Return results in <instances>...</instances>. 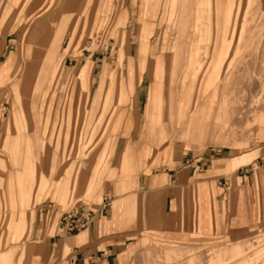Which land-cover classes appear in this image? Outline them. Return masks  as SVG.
Returning a JSON list of instances; mask_svg holds the SVG:
<instances>
[{
    "label": "rangeland",
    "instance_id": "1",
    "mask_svg": "<svg viewBox=\"0 0 264 264\" xmlns=\"http://www.w3.org/2000/svg\"><path fill=\"white\" fill-rule=\"evenodd\" d=\"M123 5L124 0H83L84 18L81 16L75 18L67 38L60 43V48L52 59L48 42L35 41L34 37H27L26 31L28 23L36 16L49 18L53 12L57 11L60 0H0V27L6 21L24 24L20 37L13 35L16 40L8 42L9 47L4 52V59L7 54L12 55L13 59L8 57L0 68V85L2 86L0 98L8 101V104L1 105L0 113V118L3 119L0 136V218L2 216L0 248L11 246V242L22 235L26 222L24 219L18 222V217L24 215L26 209L23 206L28 205L27 207L32 209L35 204L42 202L49 195L50 188L55 189L60 182L56 180H64L59 183L61 187L71 172L66 199L58 200V204L66 207L82 196L76 189V181L74 182L76 173L79 175L82 170L89 169L95 161L97 162L95 171L100 172L106 158L108 144L110 145L112 141L111 125L119 108L118 88L125 79L127 67L129 68L128 63L131 59L129 55L133 52L137 55L139 48L140 26L120 23L124 17V14L120 15ZM90 7H93V12L96 13L92 29L89 23ZM198 12L203 16L204 11ZM155 14L154 9L146 11L147 17L155 18ZM180 14L182 17V11ZM210 17L217 19L216 25L201 27L204 29L202 31L204 40H208L210 32L222 34L223 27L227 25H229L228 32L225 34L227 36L232 34L233 38L236 33L240 39L242 32L244 37L251 36L247 38L243 46L241 43L244 41L238 43L235 50L237 55L234 58V64L238 65L234 67L233 64L228 68L229 61L232 59L227 57L216 78L207 73L210 60H213L211 57L204 60L196 59L198 62L193 64L191 54L193 42L176 41L179 37H186L187 31L183 33L185 27L155 26L153 37L146 43L150 46L146 65L153 76L151 80L156 84L159 83V92L161 88L163 90L160 75V66L161 63L163 64L164 82L168 86L166 98L170 101L171 114L173 115L172 101L174 102L171 87L176 83L178 69L181 73L183 72L184 81L188 76H192L188 79L191 96L195 89L198 92L197 98L200 99L208 94L210 88L215 87L211 100V103L215 105L210 111V116H207V107L204 103L198 108L192 121L184 128L179 129L180 127L170 122L169 136L144 139V141H155L157 144L167 140L184 144L186 148H194L197 153H202L209 146H232L240 150H248L250 145L255 144V146L263 147L264 154V142H261L264 138V64H262L264 63L262 62L264 61V0H212ZM66 18L64 17L65 22H67ZM232 18L235 19L236 24H232ZM53 19L57 22L58 17ZM179 20L177 19V22ZM223 21L225 25H222ZM187 29L189 30L190 27L187 26ZM204 40L195 43L200 52L202 51L199 46ZM174 43L177 45L176 49L171 46ZM217 43L215 42L211 53L206 52L207 55L217 52ZM224 43L227 42L221 44ZM174 50L178 51L176 58ZM187 53L191 56L187 59L182 58ZM39 54L42 56H38ZM90 54L93 56L90 57ZM135 61L139 62L138 56L135 57ZM203 64L205 67L202 69ZM11 66L13 69L8 73ZM104 67H107V74H103ZM200 70L204 71L203 75L202 71L198 74ZM225 74L230 77V83L226 87L222 85ZM8 75L9 78L6 80ZM41 75L45 77L43 80H40ZM246 76H249L248 79ZM38 81H41L42 87L34 89ZM251 84L253 85L250 87ZM98 92L100 94L97 96ZM124 94L122 89L120 101L125 100ZM108 96L111 97L109 102ZM91 97H94L92 107L88 105ZM105 98H107L106 103ZM185 101L184 97L182 110L185 108ZM9 103L12 106H9ZM234 107H239L238 120L228 118L226 114L228 108ZM14 113L18 115V120L16 119V126L12 123L11 132L13 135H19L22 132L25 146L21 153L17 152L19 149L17 143L15 153L14 148L3 144L6 136L5 125ZM163 113L164 99L162 107L158 106L159 119ZM13 154H18V157L21 154V161L14 160ZM255 155V153L245 152L232 161V167L248 163ZM27 157L31 158L30 162L32 158H35L31 165L36 167V181L31 196L24 201L19 191L18 174L25 171ZM93 184V181L89 184V194L94 189ZM11 186L15 192L11 190ZM35 191L36 194H34ZM83 198L91 200L92 195H85ZM98 200L101 201V197ZM11 220L18 225L19 233H9L12 229L9 226ZM14 229L16 228H13V231ZM235 246L241 248L248 246V248L234 259L224 254L225 248L232 250ZM167 251L171 252L172 256H168ZM263 253L264 222H261L249 233L240 236L238 240L215 239L206 243L182 245L144 237L138 240L132 264H231V262L232 264H259V260L264 258ZM259 254L261 258L257 259ZM225 257L228 259L220 263ZM256 260H258L257 263H255Z\"/></svg>",
    "mask_w": 264,
    "mask_h": 264
},
{
    "label": "crops",
    "instance_id": "2",
    "mask_svg": "<svg viewBox=\"0 0 264 264\" xmlns=\"http://www.w3.org/2000/svg\"><path fill=\"white\" fill-rule=\"evenodd\" d=\"M211 2L212 0H124L120 12L124 17L120 23L140 26L139 48L137 55L134 52L129 55V68L127 67L125 79L118 88L119 108L112 121V141L108 144L104 164L99 173L95 171L96 161L89 169L82 170L79 175L76 173L74 182L76 181V189L82 196L73 204L66 207L58 204L60 199L55 195L54 188H50L49 195L32 209L28 205L23 206L26 210L23 216L18 217V222L24 219L26 227L22 235L11 242V246L0 248V264H132L138 240L144 237L182 245L206 243L215 239L238 240L264 222L262 146L252 144L248 150L232 146H209L202 153H197L194 148H186L184 144L167 140L157 143L158 145L155 141H144L169 136L170 122L180 127L179 129L184 128L204 103L207 116L211 115L210 111L215 105L211 103L215 87L210 88L211 92L200 99L197 98L198 92L195 89L191 96L188 79L192 76L184 81L183 72L179 69L176 83L171 87L174 100L173 115L171 114L170 101L166 98L168 86L164 82V67L161 63L163 90L161 88L159 94L164 92V113L159 119L155 106L161 107L163 100L160 98L155 104L153 99L158 92L159 83L151 80L153 76L146 65L150 47L146 43L153 37L155 26L159 25L185 27L183 33L187 31L186 37H179L176 41L193 42V64L198 62L196 59L211 57L206 52L214 50L215 42H232L228 58L233 56L238 43L242 41L237 34L232 38V34L223 36L210 32L208 40L202 38L204 29L201 27L216 25L217 19L210 17ZM83 7V0H60L59 8L49 18L38 15L28 23L27 37L48 42V50L52 51L50 56L54 59L75 18H84ZM90 8L89 23L92 29L96 13L93 12V7ZM148 9L156 10L155 18L146 16ZM198 11L206 13L203 12L201 16ZM56 16L57 22L53 19ZM64 17H67V22ZM177 19L181 20L177 22ZM234 21L232 18V24H236ZM222 25H225L224 21ZM187 26L190 27L189 30ZM23 29V23L16 24L12 21H6L0 27V68L8 57L13 59L8 52L4 59V52L9 47L8 42L16 40L13 35L20 37ZM201 40H204L199 46L202 52L195 44ZM13 48L12 44V52ZM136 56L139 57V62L135 61ZM188 56L191 55L187 53L182 58L187 59ZM204 67L203 64L202 69ZM107 71V67H104L103 74H107ZM202 72L203 75L204 71ZM44 78L41 75L40 80ZM41 87V81H38L34 89ZM122 89L125 92L124 101L119 100ZM99 94L98 92L97 96ZM184 97L185 108L182 110ZM110 99L108 96V102ZM89 102L88 105L92 107L94 97ZM4 103L8 104V101L0 98V113ZM9 106L12 104L9 103ZM2 122L3 119L0 118V136ZM257 132L259 134V125ZM261 142H264V138ZM245 152L256 155L248 163L232 167V161ZM34 160L32 158V164ZM30 170L36 171V167L31 165ZM91 181L94 189L89 194ZM78 183L81 186H77ZM85 195H92V199H84ZM99 197L101 201L98 200ZM23 200L26 201V197ZM106 202L108 205L104 206ZM83 204L94 211L91 224L74 233H63L60 227L63 211ZM1 221L2 216L0 226ZM11 228L10 234L19 233V227L13 220ZM13 228L16 229L13 231ZM1 254H6L7 257Z\"/></svg>",
    "mask_w": 264,
    "mask_h": 264
},
{
    "label": "bare ground",
    "instance_id": "3",
    "mask_svg": "<svg viewBox=\"0 0 264 264\" xmlns=\"http://www.w3.org/2000/svg\"><path fill=\"white\" fill-rule=\"evenodd\" d=\"M151 15H153V13H151ZM154 16V15H153ZM228 28H229V25H227V27H223V30H222V35L224 36L227 32H228ZM252 29V28H251ZM234 34H236V33H234ZM238 35V34H237ZM248 37H246V35H245V37H244V32H242L241 33V40L242 41H244V43H241V45L243 46V44H245V41L247 40V38H250L249 37V35H247ZM222 44H221V42L219 43H217V52H214L213 54H212V56H211V59H213V60H210V68L207 70V73L208 74H210V75H212V76H214V77H216L217 78V75H218V73L220 72V68L222 67V65H223V62H224V59H226L227 57H228V55H229V50H230V48H231V45H232V42H227V43H224L223 44V46H221ZM171 46H173V49H176L177 48V45H176V43H174L173 45H171ZM179 46V45H178ZM221 48V49H220ZM264 48V47H263ZM264 50V49H263ZM249 51V50H248ZM257 51H259V50H257ZM174 52H175V58H176V56L178 55V51L177 50H174ZM257 53V52H256ZM238 54H240V53H238ZM263 54V53H262ZM237 55V53L235 52L234 54H233V56H230L231 57V59L232 60H230L229 61V67L228 68H230L234 63H235V61H234V58H235V56ZM248 55H250V54H248ZM143 56V55H142ZM241 57V56H240ZM243 57V56H242ZM245 57H247L246 55H245ZM216 59H218L217 60V62H216ZM240 59V58H239ZM226 61V60H225ZM239 61V60H238ZM262 62H264V61H262ZM262 64H264V63H262ZM238 64L236 63V64H234V67L235 66H237ZM261 65V64H260ZM233 67V68H234ZM11 68H12V66H11ZM11 68H10V70H11ZM58 68V67H57ZM236 68H238V67H236ZM223 69V68H222ZM10 70H9V72H10ZM56 71V70H55ZM163 75H164V73H163ZM226 76L224 77V79H223V81H222V85L223 86H227L228 85V83H230V77H228V75L227 74H225ZM233 76V75H232ZM252 76V75H251ZM213 77V78H214ZM247 77V76H246ZM249 77V76H248ZM248 77H247V79H248ZM256 77V76H255ZM9 78V75L7 76V78H6V80ZM243 77L241 76V80H243L242 79ZM254 78V77H253ZM249 79H251V78H249ZM260 79V78H259ZM261 80V79H260ZM259 80V81H260ZM250 81H252V80H250ZM241 82V81H240ZM261 82H263V80L261 81ZM242 83H243V81H242ZM247 83H249V82H247ZM54 85V84H53ZM249 85V84H248ZM253 84H251L250 85V87L252 86ZM257 86V85H256ZM260 87V86H259ZM163 94H164V92H163ZM163 94L161 93V95L159 94V92L157 93V94H155L154 95V102H155V104H156V102L160 99V98H162V100H163ZM260 98V97H259ZM159 103V102H158ZM172 103H173V101H172ZM172 105V104H171ZM252 106V105H251ZM162 107V106H161ZM233 107V106H232ZM258 107V106H257ZM155 108H156V113H158V106L156 105L155 106ZM239 108V107H238ZM238 108H233V109H230V108H228L227 109V111H226V114H227V117L228 118H235L236 120H238V113H237V110H238ZM248 109V108H247ZM250 109V108H249ZM248 109V110H249ZM255 109V108H254ZM240 110V109H239ZM161 111H162V109H161ZM241 111V110H240ZM239 111V112H240ZM251 111H253V110H251ZM249 113V112H248ZM248 113H246V114H248ZM244 115V114H243ZM242 116V115H241ZM239 117H240V115H239ZM16 119L18 120V115L16 114V113H14V116L12 117V118H8V121H7V123H6V125H5V133H6V136H5V141H4V145L5 146H7V147H9V148H14V153L16 152L15 151V145H16V143H17V145L19 146V149H18V151L17 152H22V151H24V146H25V142L23 141V137H22V132L18 135V134H16V135H13L12 134V132H11V130H12V123H15V126H16ZM16 128V127H15ZM219 134V133H218ZM217 134V135H218ZM236 135V134H235ZM213 136H214V134H213ZM218 136H220V135H218ZM238 136V135H237ZM241 136V135H240ZM217 137V136H216ZM215 137V138H216ZM211 138H213L212 136H211ZM218 138V137H217ZM13 151V150H12ZM18 155V154H17ZM17 155H14L13 154V159L14 160H17V161H21V154H19V157L17 156ZM30 160H31V158H26V160H25V162H26V169H25V171H21L19 174H18V183H19V187H20V194L22 195V199H25V197L26 198H28V197H30L31 196V192L33 191V186H34V184H35V181H36V171H33V170H30V168H31V162H30ZM29 169H28V168ZM70 173L71 172H69V177L67 178V180L63 183V185L61 186V187H59V183L56 185V187H55V189H54V191H55V194H57L58 195V198L60 199V201H63V200H65L66 199V195H67V186H68V183H69V178H70ZM16 179V178H15ZM14 179V180H15ZM80 180V179H79ZM80 182V181H79ZM71 183V182H70ZM90 184V183H89ZM43 185V184H42ZM92 185V184H91ZM94 185V184H93ZM77 186H81V185H79V183H78V185ZM42 187V186H41ZM11 190L12 191H14L15 192V190H13V187L11 186ZM13 192V193H14ZM30 204V203H29ZM10 227H11V224L9 225ZM248 248V246H246V248H241V247H239V246H235L232 250H227L226 248H225V255L227 256V255H230L231 257H233V259H234V257H237V256H240V255H242L243 253H244V251L246 250ZM261 253V252H260ZM264 254V253H263ZM167 255L168 256H170L171 255V252H169V251H167ZM224 255V256H225ZM172 256V255H171ZM261 255L259 254L258 255V257H257V259L258 258H261L260 257ZM263 258V257H262ZM226 259H228V257H225V258H223L221 261H220V263L221 262H223L224 260H226ZM232 259V258H231ZM240 259V258H239ZM244 261V259H241V261ZM257 261L258 260H256V262L255 263H257ZM260 262H259V264H264V258L262 259V260H259ZM231 262V261H230ZM245 262V261H244ZM228 264V263H227ZM231 264H232V262H231ZM251 264V263H250Z\"/></svg>",
    "mask_w": 264,
    "mask_h": 264
},
{
    "label": "built area",
    "instance_id": "4",
    "mask_svg": "<svg viewBox=\"0 0 264 264\" xmlns=\"http://www.w3.org/2000/svg\"><path fill=\"white\" fill-rule=\"evenodd\" d=\"M107 202L104 206H107ZM94 219V211L88 205L73 206L63 211L60 227L63 233H74L88 227Z\"/></svg>",
    "mask_w": 264,
    "mask_h": 264
}]
</instances>
